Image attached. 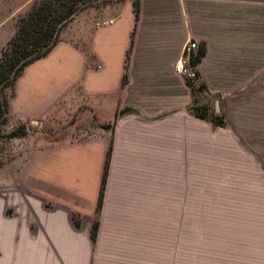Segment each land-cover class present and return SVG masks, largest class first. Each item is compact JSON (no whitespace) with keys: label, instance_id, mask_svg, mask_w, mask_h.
I'll return each mask as SVG.
<instances>
[{"label":"crops","instance_id":"1","mask_svg":"<svg viewBox=\"0 0 264 264\" xmlns=\"http://www.w3.org/2000/svg\"><path fill=\"white\" fill-rule=\"evenodd\" d=\"M106 20L55 43L18 80L12 113L65 104L91 111L90 130L51 142L34 176L33 235L24 219L4 217L0 264H186L187 254L194 264H264V230L248 231L253 241L242 245L231 230L216 232L201 260L211 124L189 112V86L174 68L195 41L203 53L193 66L210 89L252 83L264 93V0H136L135 11L127 1ZM233 188L211 187L220 197Z\"/></svg>","mask_w":264,"mask_h":264},{"label":"rangeland","instance_id":"2","mask_svg":"<svg viewBox=\"0 0 264 264\" xmlns=\"http://www.w3.org/2000/svg\"><path fill=\"white\" fill-rule=\"evenodd\" d=\"M36 1L0 0V49L13 34L18 19ZM127 1L133 0H89L61 28L56 43L80 35L83 26L92 29ZM26 68L2 90L8 105ZM192 68L195 77L191 87L188 85L191 92L189 107L203 106L208 114H220L228 122L224 121V126H214L202 119L211 124L208 137L213 139L210 148L203 150L202 157L203 261L208 260V249L211 241L214 244L216 232L231 230L234 245H242L253 241L252 237H246L248 231L264 230V93L263 86L258 88L252 83L243 89L213 91L197 69ZM60 105L61 108L40 115L12 113L8 108L5 121L0 123V257L4 217L24 219L25 224L30 225L28 234L33 235L34 176L37 170L48 166L51 142L73 143L90 130L91 111H74L72 107ZM221 137L225 139V146ZM213 182H227L228 187L230 184L234 188L227 192L228 196L226 191L221 197L216 196L217 192L211 189ZM215 198L228 204L216 206L220 199ZM28 241L32 244L33 237L30 236ZM193 248V242L187 240V249ZM194 257L195 254H187L186 264H194Z\"/></svg>","mask_w":264,"mask_h":264},{"label":"trees","instance_id":"3","mask_svg":"<svg viewBox=\"0 0 264 264\" xmlns=\"http://www.w3.org/2000/svg\"><path fill=\"white\" fill-rule=\"evenodd\" d=\"M88 1L37 0L27 13L18 19L13 34L0 49V123L5 121L8 109L7 101L2 94L3 88L10 86L26 65L44 56L51 49L61 28ZM132 6L135 11L136 0L132 1ZM202 53L198 51L190 63L193 65ZM186 83L191 87L189 79H186ZM188 110L193 116L206 119L214 126L225 124L220 114H208L203 106L188 107ZM107 161L108 152L101 177L97 209L101 201ZM95 228L96 221L92 224L91 238L94 236Z\"/></svg>","mask_w":264,"mask_h":264},{"label":"built area","instance_id":"4","mask_svg":"<svg viewBox=\"0 0 264 264\" xmlns=\"http://www.w3.org/2000/svg\"><path fill=\"white\" fill-rule=\"evenodd\" d=\"M110 20L100 21L96 23V26H101L110 23ZM197 48V42L189 41L183 47L182 54L180 58L175 62L174 68L177 73L183 75L186 79L190 81L195 77V71L193 70V65L189 62L193 57L197 55L194 50ZM196 54V55H195Z\"/></svg>","mask_w":264,"mask_h":264},{"label":"water","instance_id":"5","mask_svg":"<svg viewBox=\"0 0 264 264\" xmlns=\"http://www.w3.org/2000/svg\"><path fill=\"white\" fill-rule=\"evenodd\" d=\"M214 107H215V111H217L218 107H217V102H214Z\"/></svg>","mask_w":264,"mask_h":264}]
</instances>
